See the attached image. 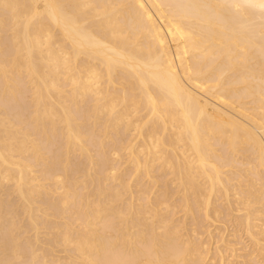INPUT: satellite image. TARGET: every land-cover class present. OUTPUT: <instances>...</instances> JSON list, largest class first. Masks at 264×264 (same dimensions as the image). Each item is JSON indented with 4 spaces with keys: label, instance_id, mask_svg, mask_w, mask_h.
I'll return each instance as SVG.
<instances>
[{
    "label": "bare ground",
    "instance_id": "6f19581e",
    "mask_svg": "<svg viewBox=\"0 0 264 264\" xmlns=\"http://www.w3.org/2000/svg\"><path fill=\"white\" fill-rule=\"evenodd\" d=\"M0 264H264V0H0Z\"/></svg>",
    "mask_w": 264,
    "mask_h": 264
}]
</instances>
